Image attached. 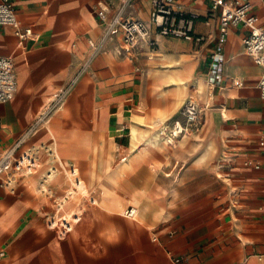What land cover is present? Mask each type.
Returning <instances> with one entry per match:
<instances>
[{"label": "crops", "instance_id": "obj_1", "mask_svg": "<svg viewBox=\"0 0 264 264\" xmlns=\"http://www.w3.org/2000/svg\"><path fill=\"white\" fill-rule=\"evenodd\" d=\"M12 2L22 27L33 31L18 46L15 28L0 27V54L15 53L17 76L14 98L0 103V150L13 146L45 114L50 122L39 126L25 147L51 144L53 132L63 158L77 154L87 160L91 156L97 167L105 143L115 156L114 164L119 165L129 155L130 116L166 110L171 97L162 90L177 83L184 64L193 66L184 102L193 95L212 107L198 133L202 138H189L195 142L183 151L182 161L163 151L161 144L156 147L153 160L163 163L161 171L187 161L186 170L178 177L169 171L165 180L160 179V171L147 182L150 201L143 206L142 227L124 224L117 231L83 224L79 239L70 237L74 229L62 236L43 221V210L48 208L47 214L53 210L51 216L57 207L47 206L46 198L24 179L28 175L20 177L14 193L0 185V264H60L57 241L78 248L72 264H84V258L101 245L140 246L145 249L147 264H264V99L258 88L262 67L245 51L248 29L230 28L221 45L218 14L207 16L212 0H173L176 7L200 15L194 28L196 34L207 37L205 41L160 37L157 46L144 47L131 58L116 53L118 40L105 39L96 15L100 7L114 13L126 0ZM251 2L259 24H264V0ZM138 8L144 10L137 16L149 19L151 0H134L126 14L135 16L132 9ZM91 43H100V51L83 68ZM216 52L221 63L212 58ZM178 69L180 74L170 73ZM169 75L176 80L165 81ZM200 81L205 85L202 95L196 87ZM181 107L172 118L179 116ZM85 136L99 137L94 149H81ZM162 144L171 147L165 141ZM127 147L126 156L118 161ZM206 152L207 158L200 160ZM70 166L77 169L79 178L78 167L66 165ZM164 181L171 186L167 188ZM93 182L99 187L97 179ZM115 183L130 202L128 196L140 181L130 174ZM68 184L64 182L56 192L64 201L71 189L72 195L80 197L72 207L65 205L64 211L77 210L82 220L84 208L91 214L90 206L102 200V190H92L88 196L80 193L79 186L76 190L73 182ZM170 191L178 196L174 206L168 204ZM130 207L134 205L127 209ZM26 236H31V246L23 243ZM45 236L50 237L45 240Z\"/></svg>", "mask_w": 264, "mask_h": 264}, {"label": "built area", "instance_id": "obj_2", "mask_svg": "<svg viewBox=\"0 0 264 264\" xmlns=\"http://www.w3.org/2000/svg\"><path fill=\"white\" fill-rule=\"evenodd\" d=\"M133 1L126 0L125 5L112 14L108 8L103 7L96 11L105 29V39L118 40V46L115 48L117 54L136 58L137 52L142 48L157 46L160 37H183L199 42L207 38L195 33L194 26L200 15L176 7L173 0H151V11L147 20L126 14V7L131 6ZM209 13L218 14L221 45L226 40L230 28L243 26L248 29V34L243 40L244 47L246 53L262 67L258 88L260 96L264 99V24H259L258 16L253 12V3L251 0H212ZM4 26L15 28L19 38L18 46H22L33 31L32 27H22L12 0H0V27ZM91 47V54L83 68L88 66L90 59L100 51V43H91ZM212 58L218 63L222 61L219 52L213 54ZM234 82L236 85H242L240 81ZM16 91L15 53L0 54V103L13 99ZM211 107L209 101L202 102L190 95L182 105L178 117L160 123L162 139L170 146H176L184 136L197 134L203 126L207 110ZM47 119L45 114H41L13 146L0 150V185L13 193L20 177L31 175L38 169L40 148L36 145L25 147V144L39 126L45 125ZM67 169L77 190L80 183L78 171L72 166ZM127 214L133 217L136 209L130 207ZM80 220L81 212H65L64 205L59 204L57 212L48 217L47 224L50 229L64 236L70 233ZM0 255H3V252H0Z\"/></svg>", "mask_w": 264, "mask_h": 264}, {"label": "bare ground", "instance_id": "obj_3", "mask_svg": "<svg viewBox=\"0 0 264 264\" xmlns=\"http://www.w3.org/2000/svg\"><path fill=\"white\" fill-rule=\"evenodd\" d=\"M182 71L175 85L169 86L167 89L165 88L166 90H162L171 97L166 110L156 109L154 113L146 112L140 117L130 116L128 124L130 127L129 155L124 158L119 165L114 164L115 157L109 151L105 143L101 146L100 162L97 163V167H93L95 162L91 156L87 160H82L77 154H71L70 157L63 158L57 148L51 147L50 144L43 143L36 146L40 148V154L42 150L45 149L48 153V155L45 156H49V158L43 159L41 158L43 156L39 154L38 169L35 174L28 175L24 179L30 183L31 188H36L35 190L47 199V206L49 208H58L59 204L72 207L78 203L80 197L74 194L72 195L73 191L71 189L69 199L64 201L60 198L56 190L61 188L64 182H68L69 186L72 184L74 179L70 176L66 165L73 164L79 169L80 176L78 179L80 183L78 186L81 194L90 196V191L96 189L102 190L103 193L102 200L98 202L96 206H90L91 214L87 213L84 208L82 217L90 216L91 222L105 223L109 220L110 216L116 217V214H119L120 216H127V220L134 223L136 227L144 226L143 206L150 201L151 185H149V183L143 184V186L139 188L138 193L129 194L128 197L130 202H127V197L124 196L118 188L119 185L115 182L132 172H137L145 163H150L151 179H156L158 173L163 169V163L153 160V155L155 154L156 145L158 143H161V149L163 151L171 153L173 159L182 161L185 158L183 151L187 150L189 145L195 142V139L202 138L198 132L192 136H184L176 146L167 148L165 144H162L164 140L159 130V119L164 121L165 119L172 118L181 107L187 92L186 81L192 77L193 66L184 64ZM180 72V69L170 71L172 74H180ZM175 80V76L169 75L165 77V81L167 82ZM196 87L202 95L205 88L204 83L200 81L197 83ZM212 119L213 116L210 112L208 121L211 122ZM191 137H195V139L191 141L189 139ZM57 138V135L52 132L51 139L56 142ZM98 141L99 137L85 136L81 139V149L85 151L94 149V143ZM207 156V152L202 153L199 159L204 160ZM163 162L168 164L169 160ZM94 179L100 182L99 187L93 182ZM130 204L134 205L136 209V214L133 217H129L127 214V207ZM47 231L45 232L47 233ZM70 235L77 236V227L74 228ZM23 240L24 239H22V241Z\"/></svg>", "mask_w": 264, "mask_h": 264}, {"label": "rangeland", "instance_id": "obj_4", "mask_svg": "<svg viewBox=\"0 0 264 264\" xmlns=\"http://www.w3.org/2000/svg\"><path fill=\"white\" fill-rule=\"evenodd\" d=\"M134 10V13H132L133 15H135L136 17L140 18L141 16H137L139 15V12H141L142 8H138V9H132V11ZM208 18H210V13H208ZM73 84V82H72ZM140 112H136L133 113L132 116L134 117H140L143 114H138ZM49 121V119H47ZM130 120V119H129ZM50 122V121H49ZM52 142L50 144L51 147H55L58 149L56 143ZM49 144V143H47ZM161 143H158L156 145V147H159ZM39 145V144H37ZM127 148H123L121 151V155L120 158L118 159V161L122 160V158H124L127 154ZM42 156L48 155L47 151L45 149L42 150L41 154ZM49 157V156H47ZM115 157V156H114ZM43 158V157H41ZM187 164V161L184 162V164H182L181 166H179L178 164L176 166H174L171 170L168 169H164L163 171H161L159 177L162 180H165L164 178L167 177V173L170 171L172 174H176V177L182 175L186 168L185 165ZM171 165V164H170ZM145 166V167H144ZM144 166H142L137 172H132L130 174H133L135 177H137V179L140 181V184L135 185L134 188L131 190L130 194L132 193H138L139 192V188H141V186H143V184L147 183L149 180L151 179V169H150V163H146V165L144 164ZM129 174V175H130ZM164 185L167 186V188L170 185V183H166V181H164ZM173 186V185H172ZM218 186V185H217ZM138 188V189H137ZM136 189V190H135ZM171 190V189H170ZM174 192L170 191L168 196H170V198L168 199V204L169 206H174L176 202V200L178 199V196L173 195ZM47 200V199H46ZM99 200H100V194H99ZM48 208H45V210H47ZM43 210V216L45 215V219L43 217V221L45 222V224L48 226L47 221H48V217L50 214H52L53 210H49V214L46 213V211ZM35 214V213H34ZM145 218H148L147 215H144ZM116 220L115 221H110V219L105 222V223H94L90 221V216H86V217H82L83 220H81L77 227V236H71L70 237H75L76 239H79L81 236V226H84L83 224H88V225H92V224H97L100 227H104L105 229H110V228H114L117 231L122 230L124 224L129 225V226H135L134 223L129 222L127 219V216H120L119 214H116ZM126 219V220H125ZM48 229L44 230L47 231ZM48 232V231H47ZM46 233V232H45ZM31 236H26L24 238V242L27 245H30L32 242V239L30 238ZM50 236H45V240L49 239ZM69 238V237H68ZM58 242V252H59V263L60 264H72L70 263L73 262L75 260L74 255L76 252V246L73 244H61L60 245V241ZM72 243V242H71ZM31 246V245H30ZM79 249H81V251L84 250V248L81 246L79 247ZM32 251V250H31ZM145 249L137 246V247H128L126 245L124 246H107V245H101L100 247H97L93 250V253L91 255H88L84 258L83 263L84 264H147L146 260H145Z\"/></svg>", "mask_w": 264, "mask_h": 264}]
</instances>
